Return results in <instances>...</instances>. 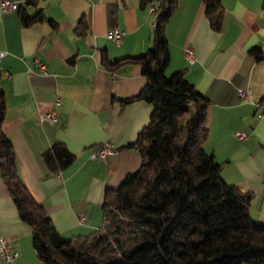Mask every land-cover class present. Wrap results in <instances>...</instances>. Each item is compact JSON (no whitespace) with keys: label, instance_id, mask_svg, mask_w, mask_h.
Wrapping results in <instances>:
<instances>
[{"label":"crops","instance_id":"obj_1","mask_svg":"<svg viewBox=\"0 0 264 264\" xmlns=\"http://www.w3.org/2000/svg\"><path fill=\"white\" fill-rule=\"evenodd\" d=\"M155 0H37L24 5L43 21L23 25L18 0L14 10L0 9V91L5 113L2 130L10 140L24 185L66 237L103 224L105 188L115 189L138 170L139 152L127 147L149 122L152 104L137 95L146 79L136 63L107 68L115 61L144 53L152 42ZM264 0H220V24L213 29L202 0H178L166 35L169 63L165 73L184 70L185 78L205 95L208 136L204 150L220 164L222 178L251 193L249 213L264 224ZM80 20L84 21L80 26ZM117 27L116 45L106 36ZM191 46L187 62L183 48ZM260 47L261 58L249 54ZM35 57L45 64L39 71ZM249 91L242 99L237 89ZM60 103L55 107V99ZM55 109L54 121L40 113ZM245 131L237 139L233 133ZM112 143L106 161L90 158L99 144ZM62 143L74 155L65 168L51 171L43 153ZM79 215L84 220H79ZM31 229L22 221L0 176V237L18 252L0 264H44L35 253Z\"/></svg>","mask_w":264,"mask_h":264},{"label":"trees","instance_id":"obj_2","mask_svg":"<svg viewBox=\"0 0 264 264\" xmlns=\"http://www.w3.org/2000/svg\"><path fill=\"white\" fill-rule=\"evenodd\" d=\"M19 1L23 25L44 20L38 12L25 11L24 5L37 0ZM154 3L151 46L138 56L101 60L107 68L139 64L145 85L123 101L143 99L152 104L149 122L127 145L139 152L140 166L117 188L104 189L101 228L66 237L34 200L2 130L5 102L0 91V176L19 218L29 225L32 246L44 264H264V224L249 213L251 193L229 185L220 164L203 148L209 99L185 78L184 70L165 73L166 26L178 0ZM202 3L211 27L218 29L220 0ZM249 54L260 59V47L251 48ZM42 159L57 171L74 155L56 143Z\"/></svg>","mask_w":264,"mask_h":264},{"label":"built area","instance_id":"obj_3","mask_svg":"<svg viewBox=\"0 0 264 264\" xmlns=\"http://www.w3.org/2000/svg\"><path fill=\"white\" fill-rule=\"evenodd\" d=\"M18 0H0V9L1 10H14L17 8ZM155 7V3L152 2L150 4V9L153 11ZM155 21L153 20L152 25L154 26ZM124 32L117 28V27H112L109 28L106 31V36L111 39L116 45H119L122 41ZM183 54L184 57L186 58L187 62L192 63L194 60L193 56V50L191 46H186L183 48ZM2 56V52L0 51V58ZM35 62L37 63V67L39 71L44 72L45 71V64L43 61H41L38 57H35ZM238 95L244 99L247 100L249 98V91L248 90H243V89H237ZM60 103V99H55V107L58 106ZM56 110L51 109L50 111L42 112L40 113V119L41 120H50L54 121L56 117ZM264 116V109L257 104L256 108V117L261 118ZM233 135L239 139V140H244L248 137L247 133L242 130H237L233 133ZM115 153V149L110 142H105L102 144L97 145L90 153V158L92 159H101L103 161H106L108 156L112 155ZM79 220L83 221L84 216L79 215ZM18 257V252L13 248L12 244L6 240L3 237H0V259L6 260V261H13Z\"/></svg>","mask_w":264,"mask_h":264},{"label":"rangeland","instance_id":"obj_4","mask_svg":"<svg viewBox=\"0 0 264 264\" xmlns=\"http://www.w3.org/2000/svg\"><path fill=\"white\" fill-rule=\"evenodd\" d=\"M167 74V73H166ZM169 74V73H168Z\"/></svg>","mask_w":264,"mask_h":264}]
</instances>
